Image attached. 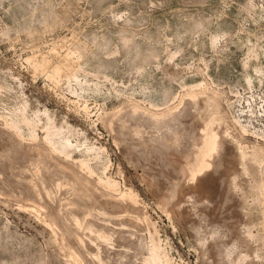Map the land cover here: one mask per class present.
I'll return each mask as SVG.
<instances>
[{
  "label": "rangeland",
  "instance_id": "rangeland-1",
  "mask_svg": "<svg viewBox=\"0 0 264 264\" xmlns=\"http://www.w3.org/2000/svg\"><path fill=\"white\" fill-rule=\"evenodd\" d=\"M0 264H264V0H0Z\"/></svg>",
  "mask_w": 264,
  "mask_h": 264
},
{
  "label": "bare ground",
  "instance_id": "bare-ground-1",
  "mask_svg": "<svg viewBox=\"0 0 264 264\" xmlns=\"http://www.w3.org/2000/svg\"><path fill=\"white\" fill-rule=\"evenodd\" d=\"M155 122V121H154ZM207 134V133H206ZM202 140V139H201ZM214 144V143H213ZM214 146H215V144H214ZM58 147H59V145H58ZM67 147V146H66ZM56 148V147H55ZM68 148V147H67ZM57 149V148H56ZM60 149V148H59ZM64 149V148H63ZM61 150V149H60ZM59 150V151H60ZM199 150V149H198ZM201 150V149H200ZM206 150V149H205ZM65 151V150H64ZM198 154V153H197ZM202 155V154H201ZM49 157V156H48ZM201 163H203L202 161H201ZM199 164V163H198ZM199 167V166H198ZM196 172V171H195ZM196 174V173H195ZM194 174V175H195ZM191 175V174H190ZM34 182V181H33ZM69 183V182H68ZM73 183V182H72ZM33 184V183H32ZM30 182H28V184H27V187H29L30 188V190H31V192L33 193V194H37L36 192L38 191H36V190H34V188H33V185H32ZM70 184V183H69ZM36 186V185H35ZM58 186V185H57ZM71 188V187H70ZM91 190H92V188H90ZM36 191V192H35ZM44 191V190H43ZM102 191V190H101ZM74 192V191H73ZM92 192H96V191H94V189L92 190ZM49 193V192H48ZM47 193V194H48ZM75 193V192H74ZM98 193V192H97ZM103 193V192H102ZM130 193V192H129ZM45 194H46V192H45ZM124 194V193H123ZM123 194H121L120 196L121 197H127V198H129L131 201H133L134 200V198H135V196H134V194H132V193H130L129 195H127V194H125V195H123ZM76 195L78 196V197H81L82 196V194H80V195H78V192H76ZM84 195V194H83ZM127 195V196H126ZM77 196L75 197V198H77ZM102 196V195H101ZM39 197V196H38ZM103 198H104V196H103ZM106 198V197H105ZM109 199V198H108ZM122 199V198H121ZM40 200V199H39ZM109 200H111V202H113L115 205H119L120 207H121V203L120 202H122V201H120L119 202V198H115V196H114V198H111V199H109ZM124 200H125V198H124ZM131 203V202H130ZM124 204V203H123ZM40 205V204H39ZM36 206V205H35ZM122 207H124V206H122ZM70 212V211H69ZM89 214V213H88ZM62 217V216H61ZM60 218V217H59ZM59 221H60V219H59ZM61 221H62V219H61ZM62 223V222H61ZM81 223V221L79 220V218L78 217H76L75 219H74V227H73V229L74 230H79L78 229V225ZM82 224H83V222H82ZM65 225V224H64ZM67 227V226H66ZM83 227V226H82ZM64 228V227H63ZM71 229V228H70ZM74 230H72V231H74ZM74 233V232H73ZM100 234H103L102 232H100ZM74 236V240H75V242H76V245L78 244V246H79V244H81L80 243V239L81 238H79L78 239V237L76 236V234H74L73 235ZM72 238V237H71ZM81 246V245H80ZM83 246V245H82ZM81 248V247H80ZM60 251V250H59Z\"/></svg>",
  "mask_w": 264,
  "mask_h": 264
}]
</instances>
